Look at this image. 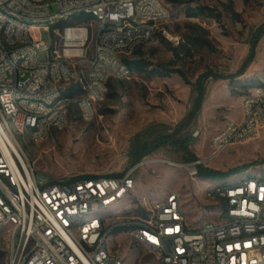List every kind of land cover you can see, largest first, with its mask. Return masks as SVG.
<instances>
[{
	"label": "built area",
	"instance_id": "1",
	"mask_svg": "<svg viewBox=\"0 0 264 264\" xmlns=\"http://www.w3.org/2000/svg\"><path fill=\"white\" fill-rule=\"evenodd\" d=\"M80 14L97 25L69 22ZM168 17L161 0H0V259L7 255V264H126L110 246L117 229H128L155 264H264L261 172L211 182L208 193L223 204L219 221L192 227L177 193L141 215L137 203L131 214L113 212L134 193L143 162L119 176L38 181L22 147L21 134L39 140L62 130L75 103L91 117L109 82L132 75L122 57L154 40ZM42 26L52 45L33 35ZM75 83L82 92L66 95ZM263 129L260 85L244 96L241 119L215 133L210 154L183 165L195 176L206 161Z\"/></svg>",
	"mask_w": 264,
	"mask_h": 264
},
{
	"label": "rangeland",
	"instance_id": "2",
	"mask_svg": "<svg viewBox=\"0 0 264 264\" xmlns=\"http://www.w3.org/2000/svg\"><path fill=\"white\" fill-rule=\"evenodd\" d=\"M161 1L169 17L158 24L155 39L140 49L153 66L181 69L185 79L177 73L149 76L140 72L132 73L128 79H113L91 117H84L75 103L62 130H52L39 140L28 133L19 138L38 181L119 176L143 162L134 172V193L113 212L131 214L137 203V213L141 215L177 193L188 224L198 227L219 221L223 204L208 193L212 183L198 174L190 175L183 165L187 162L182 153L171 146H161L135 164L130 162V150L138 133L143 134L144 140L155 141L177 128L194 104L196 86L203 82L201 111L182 133L190 137L189 149L197 158L210 154L215 133L228 121L240 120L244 96L264 83V34L256 37L264 26V0ZM197 6L207 7L211 16L187 17L186 9ZM86 22L97 25L94 18ZM33 35L53 44L52 32L43 26L35 28ZM256 39L255 57L245 65ZM173 49H178L179 56ZM40 57L44 59V53ZM125 57H135L133 50ZM203 75L208 77L203 79ZM28 76L22 72L20 79ZM203 167L225 173L242 169L228 178L230 183L252 173L264 174V129L256 138L228 147ZM108 213L111 211L107 216ZM6 243L3 238L2 246ZM110 246L126 264L156 263L155 255L147 247L136 245L130 232L112 234ZM0 264H7V255Z\"/></svg>",
	"mask_w": 264,
	"mask_h": 264
},
{
	"label": "trees",
	"instance_id": "3",
	"mask_svg": "<svg viewBox=\"0 0 264 264\" xmlns=\"http://www.w3.org/2000/svg\"><path fill=\"white\" fill-rule=\"evenodd\" d=\"M168 3H178L183 2L181 0H165ZM186 16L189 18H195L199 16H211V13L208 11L207 7L203 6H197L195 8L189 7L186 9ZM93 16L90 14H80L75 17V20L77 21H86L92 19ZM264 34V26H262L258 33L256 34V37L259 39V37ZM258 39L254 40L251 46L250 54L248 58L246 59L245 65H248L255 57V48L257 46ZM206 44H209V41H205ZM141 45L139 44L136 47H134L133 54L135 57H125V55L122 57V60L126 63L128 68L130 69L131 73L140 72L145 73L149 76H171L173 73L179 74L183 79H185L184 72L181 69H163L162 66H153L152 63H150L142 54L141 52ZM173 52L176 56H179L178 49H173ZM208 77L207 75H203V79H206ZM111 81L108 85H110ZM199 85L196 86V97L194 100V104L191 108V110L188 112L186 117L182 120L180 125L175 128L172 132L167 133L161 137H159L155 141H149L148 139H143V134L138 133L135 137V140L132 144L131 150H130V159L131 163L135 164L140 162L145 156L151 154L152 152L156 151L158 148L164 145L171 146L175 151L182 153V159L185 162H190L193 160L198 159L194 153L191 152L189 149V140L190 137L187 135H184L182 132L184 129L187 128L191 124V122L199 115L202 104L205 97V86L203 82H199ZM261 85H264L262 83ZM82 92L81 85L79 83L68 85L64 91L66 95L74 96L78 95ZM242 169H235L232 171H229L227 173L221 172V171H213L207 168H204L203 165L199 167L198 175L201 179L207 180L210 183L211 182H218V181H225L228 180V178L232 175L238 174L242 172ZM88 177H96V176H88ZM122 231H128V229H117L113 231V234L122 232Z\"/></svg>",
	"mask_w": 264,
	"mask_h": 264
},
{
	"label": "crops",
	"instance_id": "4",
	"mask_svg": "<svg viewBox=\"0 0 264 264\" xmlns=\"http://www.w3.org/2000/svg\"><path fill=\"white\" fill-rule=\"evenodd\" d=\"M242 117V116H241ZM241 119V118H240Z\"/></svg>",
	"mask_w": 264,
	"mask_h": 264
}]
</instances>
